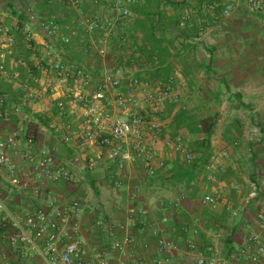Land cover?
Returning <instances> with one entry per match:
<instances>
[{
    "label": "crops",
    "instance_id": "0c3cea01",
    "mask_svg": "<svg viewBox=\"0 0 264 264\" xmlns=\"http://www.w3.org/2000/svg\"><path fill=\"white\" fill-rule=\"evenodd\" d=\"M205 2L140 0L132 7V32L145 63H135V75L151 84L173 77L172 96L193 98V114L211 112L217 100L221 102L220 108L215 107L221 118L217 134L210 139L213 150L207 160L201 156L203 162L189 170L160 142L153 161L155 174L150 176L142 164L120 170L100 161L98 168L88 170V161L98 151L92 148L82 153L63 142L73 116L60 114L44 93L46 66L39 53L44 33L40 26L28 23L25 13L28 8L43 15L54 11L65 22L72 14L60 6L50 10L36 0H0V23H16L13 46L2 50L0 96L5 99L6 116L0 121V139L15 136L23 141L32 136L37 144L50 149L54 165L70 176L69 182H37L22 149L11 152L14 168L0 165V196L13 217L23 221L33 211L53 214L55 209L78 202L77 220L92 264H97L92 259L93 249L102 252L108 264H129L127 254L110 251L113 242H121L129 234L137 239L129 251L149 264L166 257L170 264H195L198 256L214 257L218 264H249L238 262L236 255L248 246L250 236L257 235L264 245V14L236 5L229 17L221 18L217 10L214 15L206 11ZM147 14L156 17L153 34L159 43L144 39L148 25L141 26V21ZM24 28L33 35L36 56L22 40ZM76 52L69 48L65 58L78 61ZM159 64L165 74L155 71ZM14 72L19 74L17 79L12 78ZM30 90L42 91V99L25 100ZM161 121L167 132L171 119ZM79 126V121L73 124ZM222 151L228 152L227 157L206 169L211 155ZM158 160L164 162L163 168H158ZM216 189L219 202L213 209L202 200ZM253 189L255 196H251ZM131 209L134 220L128 217ZM141 210L146 216L139 214ZM164 217L167 222L161 223ZM95 221L102 225L96 227ZM157 228L160 233L153 235ZM159 239L176 244L177 249L161 255ZM188 240L195 242L196 251L187 250ZM0 241L1 256L12 264H45L41 241L27 248L18 244L16 249L5 236Z\"/></svg>",
    "mask_w": 264,
    "mask_h": 264
},
{
    "label": "built area",
    "instance_id": "2783aa9c",
    "mask_svg": "<svg viewBox=\"0 0 264 264\" xmlns=\"http://www.w3.org/2000/svg\"><path fill=\"white\" fill-rule=\"evenodd\" d=\"M36 2L50 10L60 6L63 11L72 14L68 22H65L54 11L43 15L28 8L25 13L28 23L40 26L44 33L43 48L39 51L40 59L46 66L43 67L46 76L44 93L60 114L73 116L66 125L63 142L82 153L92 148L98 151V155L88 161V170L98 168L100 161L115 165L120 170L124 166L142 164L146 174L153 176V161L158 157L157 144L160 142L186 163L193 162L195 158L179 140L174 142L164 138L165 126L160 115L166 105L172 102L174 78L151 84L142 81L133 71L136 62L145 65L138 54L132 32L135 21L132 7L138 6L140 0ZM236 5H244L254 14H264V0H206L204 8L212 15L217 10L221 18H227ZM13 28L15 26L0 23V79L4 74L2 50L14 44ZM23 39L36 56L33 35L27 28L23 29ZM69 48L76 49L78 61L72 62L65 58ZM34 59L38 60L37 57ZM18 77V72L12 74L13 79ZM42 96V91L30 90L24 99L38 101ZM4 104L5 99L0 96V121L6 116ZM77 121L80 126L73 127ZM20 149L35 181H70L65 169L54 165L50 149L37 144L32 136L23 141L15 136L0 139V165L13 169L10 153ZM225 157L226 151L212 154L206 169L211 170L217 160ZM157 166L163 168L164 162L158 160ZM254 191L251 196H255ZM202 202L216 208L219 192L215 190L205 195ZM79 210V203L75 201L68 207L53 210V214L43 210L33 211L21 221L8 212L0 196V239L5 236L9 245L15 249L18 244L27 248L41 241V256L45 264H92L87 259L86 242L77 220ZM134 214L131 209L128 217L134 220ZM139 214L146 216L147 213L141 210ZM166 222L167 218L161 219V223ZM94 225L100 227L102 222L95 221ZM120 228L123 229L122 226ZM152 233L158 235L160 230L157 228ZM136 243L137 239L129 234L121 242H113L110 251L127 254L129 264H149L129 251ZM248 243L236 255L237 261L264 264V245L258 236H250ZM186 248L194 252L197 246L193 240H188ZM176 249V244L159 239L158 252L161 255ZM92 259L97 264L109 263L104 254L95 249L92 250ZM0 264L12 263L0 254ZM156 264H170V259L163 258ZM195 264L218 263L214 257L198 256Z\"/></svg>",
    "mask_w": 264,
    "mask_h": 264
},
{
    "label": "trees",
    "instance_id": "16d2710c",
    "mask_svg": "<svg viewBox=\"0 0 264 264\" xmlns=\"http://www.w3.org/2000/svg\"><path fill=\"white\" fill-rule=\"evenodd\" d=\"M146 18L144 19V21H141V26H144L145 22L148 25V32H147V36L145 34L144 39L146 40H151L154 43H159V40L155 38V35L153 34V32L155 31V27H156V17L152 14H147V16H145ZM145 41V40H144ZM31 51V47L28 48ZM142 51V50H141ZM151 52H153L151 50ZM157 66V65H156ZM160 67H162V65L160 66V64L157 66L156 68V72L165 74L166 70L163 69L162 71H160ZM166 68V66L164 67ZM174 105H171V109L169 110L170 113H172V111H174ZM39 122L43 123L45 125V122H43L41 120V118H39V116L35 115L34 116ZM216 124H217V118L216 115L215 116H208L207 118H202V119H195V117L191 114V112L184 110V109H178L174 114H172L171 116V121H170V129L172 130V137H176L177 133L182 130L185 129L187 130V132L189 134H195V135H203V139L200 142H197L198 148L197 150H201V148H203V145L207 144L210 140V138L212 137L214 130L216 128ZM165 138V137H164ZM200 158L193 160V162H191L187 169H196L200 164L199 162H203L201 159V156H199ZM201 159V160H200ZM207 159V158H206ZM185 169V168H182ZM93 186V185H92ZM227 252L228 255H231V250L230 248H227Z\"/></svg>",
    "mask_w": 264,
    "mask_h": 264
},
{
    "label": "rangeland",
    "instance_id": "374dc122",
    "mask_svg": "<svg viewBox=\"0 0 264 264\" xmlns=\"http://www.w3.org/2000/svg\"><path fill=\"white\" fill-rule=\"evenodd\" d=\"M1 24L8 25V24H5L4 22H1ZM12 24H14L13 26H16L15 21H12ZM22 40H24V39H22ZM135 42H136V39H135ZM136 44H138V43L136 42ZM137 48L139 50L138 45H137ZM218 101L219 100H217L216 105L213 106V110L211 112L206 110V114H200L199 115L198 112L193 114L191 111V110H193L192 106L195 105V103L193 102V98L186 97V96H181V97H173L172 96V102L168 103L166 105L164 111L162 112V114L160 116H161V119H163V120L171 119V115L173 114L174 111H177L178 109H182L184 107V108H186L185 110H188L189 112H191V114L197 120L205 118V117L207 118L208 116H215L216 115V118L218 121V119L221 118L219 112H217L216 108H215L216 106H218L220 108L221 102H218ZM172 104L175 107L173 109L174 111H172V113H170L171 111L169 112V110L171 109ZM216 132H217V129L215 128L214 133L212 135L213 137L217 134ZM164 137H165V139H169V140L174 141V142L179 140V142L183 144L184 148L188 151V153H190L194 158H196L198 155H200L205 160L207 158V156H209V154L211 152L210 150H213V148H210L211 147V140H209L208 145L205 144V145H203V148L200 147V149H201L200 151L197 150V148H198L197 142H200L203 139V135L189 134L187 132V130H185V129L180 130L177 133V136L173 138L172 137V130L169 128L167 130V132H165ZM235 144L238 145L237 143H235ZM253 147L255 148V146H253ZM238 148H239V146H238ZM242 150H245V147H243ZM171 152L174 153L173 151H171ZM174 154H176V153H174ZM176 155L181 160V162L183 164H185L184 166H188L190 164V163H186L178 154H176ZM227 155H228V152H227ZM203 164L205 165L206 161ZM216 191H218V190L216 189Z\"/></svg>",
    "mask_w": 264,
    "mask_h": 264
}]
</instances>
